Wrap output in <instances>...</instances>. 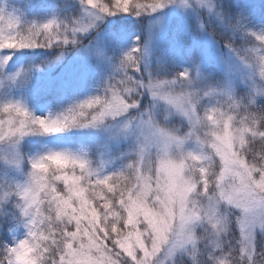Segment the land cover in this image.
I'll use <instances>...</instances> for the list:
<instances>
[{
    "label": "snow or ice",
    "instance_id": "1",
    "mask_svg": "<svg viewBox=\"0 0 264 264\" xmlns=\"http://www.w3.org/2000/svg\"><path fill=\"white\" fill-rule=\"evenodd\" d=\"M0 264H264V3L0 0Z\"/></svg>",
    "mask_w": 264,
    "mask_h": 264
},
{
    "label": "trees",
    "instance_id": "2",
    "mask_svg": "<svg viewBox=\"0 0 264 264\" xmlns=\"http://www.w3.org/2000/svg\"><path fill=\"white\" fill-rule=\"evenodd\" d=\"M251 2L255 3L258 6L260 3H264V0H251Z\"/></svg>",
    "mask_w": 264,
    "mask_h": 264
},
{
    "label": "rangeland",
    "instance_id": "3",
    "mask_svg": "<svg viewBox=\"0 0 264 264\" xmlns=\"http://www.w3.org/2000/svg\"><path fill=\"white\" fill-rule=\"evenodd\" d=\"M56 72H59L60 71V69L59 68H57L56 70H55ZM89 133L87 132V131H85L84 133H83V135H88ZM61 187H62V185H61Z\"/></svg>",
    "mask_w": 264,
    "mask_h": 264
}]
</instances>
